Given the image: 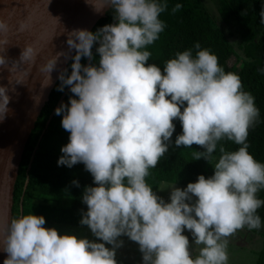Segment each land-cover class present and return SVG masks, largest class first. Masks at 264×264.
<instances>
[{
	"label": "clouds",
	"instance_id": "obj_1",
	"mask_svg": "<svg viewBox=\"0 0 264 264\" xmlns=\"http://www.w3.org/2000/svg\"><path fill=\"white\" fill-rule=\"evenodd\" d=\"M106 5L114 23L68 35L76 51L71 72L59 75L58 90L69 86L74 95L54 110L69 132L58 165L82 162L93 177L94 186H85L81 196L87 210L79 223L99 239L45 227V217L33 212L13 216L0 233V246L8 254L3 264H120L116 253L122 236L137 243L140 264H226V238L245 226H262L257 209L264 200L256 194L264 187V162L248 151L247 142L259 115L255 98L243 89L239 75L226 71L199 41L195 52L177 51L163 69L147 63L151 53L145 46L165 28L160 13L167 0H107ZM181 7L176 3L172 11ZM259 17L264 24V3ZM61 54L42 65L48 83ZM35 55L25 45L20 58ZM81 57L89 63L82 64ZM8 103L7 89L0 86V119ZM175 119L182 130L172 141ZM224 138L239 147L226 150L220 144L213 174H199L184 188L170 186L168 201L146 182L149 168L171 144L201 145L203 151L194 150L196 160L209 161ZM185 228L200 245L198 254L193 255Z\"/></svg>",
	"mask_w": 264,
	"mask_h": 264
},
{
	"label": "trees",
	"instance_id": "obj_2",
	"mask_svg": "<svg viewBox=\"0 0 264 264\" xmlns=\"http://www.w3.org/2000/svg\"><path fill=\"white\" fill-rule=\"evenodd\" d=\"M207 1L167 0V8L160 13L165 28L157 40L145 46L151 53L147 63H156L163 69L164 62L177 51L193 48L195 52L193 46L196 41L200 42L201 47L215 53L218 63L226 71L237 73L243 89L255 98L259 115L248 129V151L255 159L264 162V24L260 23L259 17L264 0H210L213 9L207 5ZM176 3L182 4V7L173 12ZM114 22L111 8L92 31ZM96 46L92 49V62L99 59ZM232 57H236L237 61L231 66L229 60ZM71 63L72 60L66 74L71 72ZM81 63L87 64L89 59L81 57ZM60 84L59 80L26 146L15 186L14 216L33 212L43 215L45 224L87 228L79 223L82 210H87L81 196L85 186H94L93 177L82 162L72 167L57 163L63 155L60 149L68 142L69 132L61 125L62 115H57L54 110L62 102L67 104L69 96L74 95L69 86H65L63 91L58 90ZM174 123L176 127L172 141L182 130L178 119ZM220 144L226 150L239 147L233 141L221 139L212 158L207 161L204 158L196 160L194 155V150H204L201 145L193 143L190 147H176L174 143L171 144L156 166L149 168L146 182L158 194L163 183L186 187L199 174L206 177L212 175L213 165L220 155ZM73 180L78 181V185L72 183ZM256 195L264 200V187ZM257 212L264 222V204ZM116 258L120 264H134ZM256 264H264V240Z\"/></svg>",
	"mask_w": 264,
	"mask_h": 264
},
{
	"label": "water",
	"instance_id": "obj_3",
	"mask_svg": "<svg viewBox=\"0 0 264 264\" xmlns=\"http://www.w3.org/2000/svg\"><path fill=\"white\" fill-rule=\"evenodd\" d=\"M106 4L107 0H0L4 25L0 29V86L6 87L9 96L8 111L0 119V233L14 216L15 186L28 141L60 73L75 55L68 35L73 29L92 31L111 9ZM25 45L35 49L34 58H20ZM56 53L62 54L48 83L42 65ZM7 255L0 246V264Z\"/></svg>",
	"mask_w": 264,
	"mask_h": 264
},
{
	"label": "rangeland",
	"instance_id": "obj_4",
	"mask_svg": "<svg viewBox=\"0 0 264 264\" xmlns=\"http://www.w3.org/2000/svg\"><path fill=\"white\" fill-rule=\"evenodd\" d=\"M207 5L209 7H212L211 9L214 8L210 0L207 1ZM236 61V57H232L229 60V64L232 66L236 63ZM172 185L180 188L185 187L177 184L163 183L159 188L158 195L162 196L165 201L169 200L171 189L168 188ZM45 227H55L59 230L60 233L74 232L78 235L88 236L90 239H99L91 235L88 227H62L50 224H45ZM263 233L264 222H262V226L260 228L249 229L247 226H245L243 228L237 229L233 234L228 236L226 238L228 240V260L226 264H256L259 253L263 248ZM184 234L188 235L189 237L190 248L193 250V255L198 254L200 245L194 244L190 230L185 228ZM120 239L124 240V244L122 247L117 249L116 257L127 260L134 264H140L141 253L138 249L137 243L129 240L126 236H122L120 237ZM107 246L111 247V245Z\"/></svg>",
	"mask_w": 264,
	"mask_h": 264
}]
</instances>
